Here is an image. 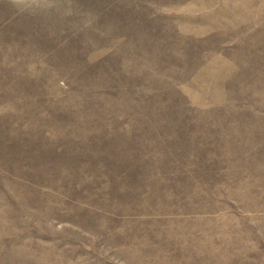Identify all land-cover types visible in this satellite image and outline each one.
I'll return each instance as SVG.
<instances>
[{"label": "rangeland", "instance_id": "1", "mask_svg": "<svg viewBox=\"0 0 264 264\" xmlns=\"http://www.w3.org/2000/svg\"><path fill=\"white\" fill-rule=\"evenodd\" d=\"M0 264H264V0H0Z\"/></svg>", "mask_w": 264, "mask_h": 264}]
</instances>
